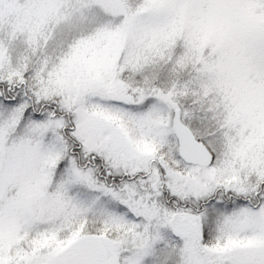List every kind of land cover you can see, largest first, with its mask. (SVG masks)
Here are the masks:
<instances>
[{
	"label": "snow or ice",
	"instance_id": "1",
	"mask_svg": "<svg viewBox=\"0 0 264 264\" xmlns=\"http://www.w3.org/2000/svg\"><path fill=\"white\" fill-rule=\"evenodd\" d=\"M0 264H264V0H0Z\"/></svg>",
	"mask_w": 264,
	"mask_h": 264
}]
</instances>
